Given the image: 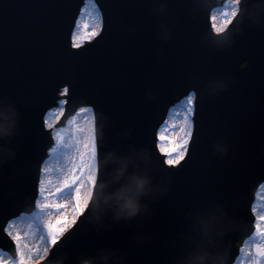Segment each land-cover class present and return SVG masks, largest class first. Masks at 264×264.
Here are the masks:
<instances>
[{
  "label": "water",
  "instance_id": "95a60500",
  "mask_svg": "<svg viewBox=\"0 0 264 264\" xmlns=\"http://www.w3.org/2000/svg\"><path fill=\"white\" fill-rule=\"evenodd\" d=\"M93 1L100 32L73 48L71 35L77 45L92 37L83 28L89 12L100 24L91 0H0V105L15 112L14 134L0 140L13 154L0 155V247L11 250L4 225L34 206L52 145L44 117L64 99L56 126L78 108L94 112L97 183L88 208L40 264H81L101 250L123 264H174L190 216L205 211L227 219L218 252L232 264L264 181V0H241L219 35L209 22L218 0ZM222 10L211 15L217 27ZM189 95L192 136L184 160L170 167L157 132ZM116 159L131 162L129 173H146L157 190L143 201L146 211L119 222L98 213Z\"/></svg>",
  "mask_w": 264,
  "mask_h": 264
},
{
  "label": "clouds",
  "instance_id": "9594fccd",
  "mask_svg": "<svg viewBox=\"0 0 264 264\" xmlns=\"http://www.w3.org/2000/svg\"><path fill=\"white\" fill-rule=\"evenodd\" d=\"M15 132L14 109L0 105V140L10 138ZM13 154L0 145V155ZM114 165L105 185L101 186V198L98 201V213L102 217L110 215L114 222L132 220L142 211H146L143 203L152 196L156 189L151 178L144 172L129 173L131 162L112 160ZM113 185H119L115 191H107ZM188 234L185 243L174 258V264H223L218 252L219 238L222 236L227 219L223 213L205 211L190 216ZM81 264H123L113 250H101L97 258L87 259Z\"/></svg>",
  "mask_w": 264,
  "mask_h": 264
},
{
  "label": "bare ground",
  "instance_id": "6f19581e",
  "mask_svg": "<svg viewBox=\"0 0 264 264\" xmlns=\"http://www.w3.org/2000/svg\"><path fill=\"white\" fill-rule=\"evenodd\" d=\"M187 108V102H181L179 106L171 109L168 113L167 119L164 122L163 126L167 129V134L175 139V136L179 135L177 132V124L179 120L185 116V110ZM176 110V113L174 112ZM57 111L52 123L54 120H57L60 111L58 110H51L46 114V123L50 120L51 115ZM83 116L80 117L81 121L90 119V110H84ZM89 114V115H88ZM91 121V119H90ZM69 122V121H68ZM161 127L158 131V136L160 135L161 131L164 127ZM174 126V127H173ZM48 127V125H47ZM172 129V130H171ZM160 143L158 140L157 145ZM159 149V148H158ZM86 152L84 147V143L79 142V146L76 147L74 145H62V144H55L49 152L47 160L42 164L41 172H40V181L38 185V198L36 201V212L43 217V221L51 222L52 224H56L58 220L66 218L72 211V194L74 190V186L72 189H66L63 192H57V189L62 186V183L66 177H70V173H72V169L76 168L81 161V153ZM88 159V156L85 157ZM87 171V169H86ZM78 174V172H77ZM41 181H43V185H41ZM41 187L44 189V196H41ZM83 191V190H82ZM47 197V200L44 199ZM254 200L252 205V214L255 217L254 221V233H257V223L259 216L264 215V186L259 184L253 194ZM48 203L49 205H56V204H63L65 205L64 208H54L49 207L41 211L37 207V203ZM26 217V216H25ZM22 218V216H21ZM11 221L5 227V232L8 234L10 239L13 241L15 246V251L17 249L16 241L14 240V236L19 234L21 236L20 244H21V251L25 253L27 256L28 249H24L23 245L27 243L30 248L35 249L38 246V252L33 257L35 258L38 255L43 253V244L40 241L39 237L37 236L36 230L33 227L32 223L29 219H25L23 222ZM31 226V227H30ZM261 228H264V223L260 224ZM258 239H253V243L250 245L248 242L250 238H248L238 249V255L235 259L234 264H253V260L255 259L254 253L253 255L250 254V251H255V246L257 244H264V240H261L260 236ZM243 249V251H241ZM17 254V251H16ZM0 258H3L6 261H9L5 254H0Z\"/></svg>",
  "mask_w": 264,
  "mask_h": 264
},
{
  "label": "snow or ice",
  "instance_id": "6c2138e0",
  "mask_svg": "<svg viewBox=\"0 0 264 264\" xmlns=\"http://www.w3.org/2000/svg\"><path fill=\"white\" fill-rule=\"evenodd\" d=\"M241 0H228V2L223 6V10L221 11L220 15L222 17L221 26H216V19L217 17L213 15L211 17L213 24L212 28L215 30L217 35L224 31L225 28L229 24L232 23V20L237 16L240 11L239 5ZM100 24L96 22V17L94 13L89 12L87 17L83 22V28L89 31V34L92 37L97 36L98 29ZM73 47H79L75 42L73 43ZM67 89H65V94L67 93ZM187 108L185 110V128L182 129L184 132V138H172L167 134V129H163L158 136V140L160 143L157 145L160 152L166 159L162 162L167 164L170 167H174L175 165L180 164L182 160L185 158V154L188 151V139L191 138V125L188 122V118L191 116L193 111V97L189 95L187 98ZM83 111V109H82ZM174 127V126H173ZM62 140V137H59ZM86 152L81 153V161L80 164L72 169V175L70 178L65 179L62 183V186L57 189V192H63L66 189H72L75 186L72 194V201L74 205V212L76 215H80L84 209L88 206L90 200L93 197V192L96 187L97 178H96V145H95V138L93 136L91 144H85ZM90 156L91 159H86L85 157ZM87 169V171H86ZM78 172V174H77ZM41 185H43V181H41ZM84 191L83 199L81 197V192ZM41 196H44V189L41 187ZM47 200V197H44ZM37 207L43 211L48 209L49 207L54 208H64L65 205L63 204H56V205H49L48 203H37ZM65 221L63 219L58 220L56 224L47 223L44 225V229L47 233V241L49 245H55L57 243V237L63 232L62 227H58ZM264 223V215L259 216L258 223H257V234L260 236L261 240H264V228L260 227V224ZM31 227V226H30ZM39 226L37 225V228ZM40 241L45 240L44 235L39 236ZM14 240L16 241L17 245V259L15 261H6L3 258H0V264H28L30 260L38 252V246L35 249L29 247L27 243L23 245L24 249H28V255L26 256L24 252L21 251V236L17 234L14 236ZM48 249L45 248V251ZM243 251V249H241ZM255 259L253 260V264H264V244H257L255 246Z\"/></svg>",
  "mask_w": 264,
  "mask_h": 264
},
{
  "label": "rangeland",
  "instance_id": "374dc122",
  "mask_svg": "<svg viewBox=\"0 0 264 264\" xmlns=\"http://www.w3.org/2000/svg\"><path fill=\"white\" fill-rule=\"evenodd\" d=\"M184 102H187V99L184 100L183 103ZM59 103L63 104V101H60ZM56 112L57 111H55L51 115L50 120L47 123L49 126H51L53 124L52 120H53L54 116L56 114H58ZM84 112H86V111L79 110L71 119H69V122L63 128H58V129L54 130V140H55L56 146H57V144H62L64 146L65 145H68V146L74 145V146L78 147L79 142L83 141L84 147H85V144H91L92 143V138H93L92 118L90 115L91 121H90V119H87V121H85V120L81 121L80 117H82L84 115L83 114ZM174 112L176 113V110ZM188 122L191 125V116L188 118ZM176 126H177V132L179 135L175 136V139L176 138H184V132L182 131V129H184L186 126L184 115L179 120V122ZM163 127H164L163 129H166L165 126H163ZM59 137H62L63 139L60 140ZM55 144H54V146H55ZM88 159L90 160L91 157L88 156ZM70 175H72V173H70ZM70 177H66L65 179H68ZM83 195H84V191L81 192L82 199H83ZM73 208H74V205H72V209H71L72 212L66 218L63 219L65 222L62 223L61 225H58V227L63 228V231H64V229H67L73 223V221L75 220V218L77 216L75 214ZM27 218L32 223L33 227L35 228L37 236L39 237L41 234L45 236V240L41 241L42 242L41 244H43V248H44L43 253L41 255L36 256L35 258H33L32 260H30L28 262V264H33L34 261L41 260L43 255H47V253H48V250L45 251V248L49 249L50 245L48 244V241H47V233H46V230L44 229V225L47 223H51V222L43 221V217H41V215H39V213H37L36 210H34L30 215H28L26 217L24 216V217L18 219V222H23ZM37 225L39 226L38 228H37ZM258 236L259 235L257 233H254L252 235V237L250 238V241L248 242V244L250 245L251 243H253V241H254L253 239H258L259 238ZM253 253L255 254V251L251 250L250 254L253 255ZM0 254H2L1 251H0ZM5 256L8 258L9 261H15L17 259V256L14 259H11L7 255H5Z\"/></svg>",
  "mask_w": 264,
  "mask_h": 264
}]
</instances>
